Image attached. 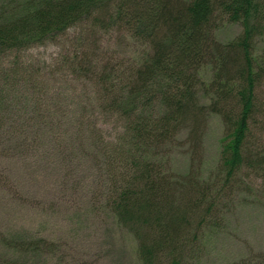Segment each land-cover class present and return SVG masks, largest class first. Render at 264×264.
<instances>
[{"label": "trees", "instance_id": "trees-1", "mask_svg": "<svg viewBox=\"0 0 264 264\" xmlns=\"http://www.w3.org/2000/svg\"><path fill=\"white\" fill-rule=\"evenodd\" d=\"M220 16L241 28L224 44L214 36ZM110 31L146 46L147 54L127 66L103 57L102 32ZM262 37L264 0H19L0 12V149L3 134L21 138L30 131L35 142L47 118L62 120L63 114L52 119L43 103L46 68L39 73L20 62L23 52L57 44L61 52L48 69L87 80L104 114L120 124L115 135L97 141L110 171L111 211L134 238L140 263L199 264L203 227L219 222L215 201L196 192L193 173L167 171L161 148L184 133L198 150L215 116L223 129L222 186L215 193L242 170L264 182V152L250 151L248 140L256 127L264 130V50H255ZM29 93L38 96L31 100ZM23 99L35 108L19 116L20 127L15 108ZM39 245L52 247L44 240L30 243L34 251ZM258 260L229 264H262Z\"/></svg>", "mask_w": 264, "mask_h": 264}, {"label": "rangeland", "instance_id": "rangeland-1", "mask_svg": "<svg viewBox=\"0 0 264 264\" xmlns=\"http://www.w3.org/2000/svg\"><path fill=\"white\" fill-rule=\"evenodd\" d=\"M18 2L0 0V12L7 13ZM215 20L218 42L224 44L241 33L240 26L225 17ZM102 34L107 59L127 66L138 64L147 54L146 46L119 32ZM255 50H264V37L256 41ZM60 52V46L49 43L20 54V62L34 67L33 71L46 68L48 95L43 103L52 119L63 116L57 121L60 126L47 118L43 135L35 142L30 131L21 138L2 135L0 264H141L134 238L111 211L110 171L104 164L102 141H97L115 135L120 124L104 114L87 80L66 77L55 66L48 69ZM29 96L33 100L38 95ZM34 108L25 99L15 108L14 120L20 127L24 123L19 116L31 115ZM222 135L219 119L211 116L198 150L186 142L184 133L175 144L161 148L165 169L176 176L193 173L199 180L196 192L204 190L206 201H215L213 216L219 222L203 227L199 264H229L245 258H258L264 264V182L242 170L229 188L215 193L222 186L217 177ZM250 138V151L264 152V130L256 127ZM39 240L52 247L39 245L34 251L30 243Z\"/></svg>", "mask_w": 264, "mask_h": 264}]
</instances>
